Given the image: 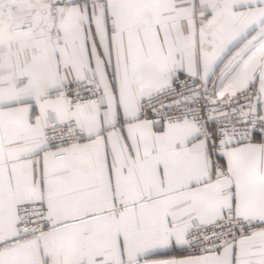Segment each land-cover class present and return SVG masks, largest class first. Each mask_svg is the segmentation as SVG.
Returning <instances> with one entry per match:
<instances>
[{
  "label": "snow or ice",
  "instance_id": "obj_1",
  "mask_svg": "<svg viewBox=\"0 0 264 264\" xmlns=\"http://www.w3.org/2000/svg\"><path fill=\"white\" fill-rule=\"evenodd\" d=\"M0 264H264V0H0Z\"/></svg>",
  "mask_w": 264,
  "mask_h": 264
}]
</instances>
